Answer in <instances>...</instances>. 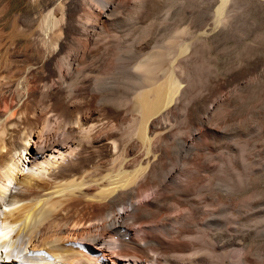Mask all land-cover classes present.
<instances>
[{
  "label": "bare ground",
  "instance_id": "1",
  "mask_svg": "<svg viewBox=\"0 0 264 264\" xmlns=\"http://www.w3.org/2000/svg\"><path fill=\"white\" fill-rule=\"evenodd\" d=\"M123 1L52 0L42 6L41 0H28L34 6L33 12L10 17L8 45L0 58V256L14 254L5 264H196V260L180 261V257L185 256L182 254L197 239L210 255L200 256L198 264H221L226 257L230 263L233 253L243 262L249 250L246 238L264 235V228L257 230L250 224L252 219L261 218L264 209H257L251 202L228 203L224 207L233 210L230 215L218 219L212 216L197 227L191 224L190 217L192 211L201 214L200 201L184 200L186 197L145 200L148 196L142 200H107L109 190L105 185L96 184L95 176H87L81 170L84 155L110 152L108 130L92 125L105 110L101 102L106 98L102 95L106 80L85 60L56 58L48 53V48L55 51L69 35H76L81 47L105 38L110 26H120ZM154 1L126 3L137 15L145 7L152 9ZM2 10L0 32L6 24ZM169 54L166 53L168 57ZM148 67V63L139 65L137 71L142 78L149 73ZM86 77L88 80L84 81ZM174 77L168 75L155 83L151 90L156 97L172 96L177 87ZM78 91H83L88 107L100 104L89 111L79 110L73 102ZM150 100L145 96L137 102L141 108V125L137 131L142 137L154 134L156 128L149 122V115L158 105ZM219 101L213 100L208 105L207 114L218 108ZM65 111L71 113L69 118L64 117ZM48 113L50 116H46ZM197 118L196 124L204 123L202 117ZM197 134V129H193L183 139L186 148L194 149L193 139ZM174 171L176 167H170L165 178L174 182ZM137 175L128 173L121 182L124 186L132 183ZM187 207L193 210H186Z\"/></svg>",
  "mask_w": 264,
  "mask_h": 264
},
{
  "label": "rangeland",
  "instance_id": "2",
  "mask_svg": "<svg viewBox=\"0 0 264 264\" xmlns=\"http://www.w3.org/2000/svg\"><path fill=\"white\" fill-rule=\"evenodd\" d=\"M51 1L41 0L42 6ZM128 1H123L125 6L121 14L124 16L119 28L110 26L107 36L99 39L102 43L97 41L81 47L77 36L69 35L64 37V45L55 51L48 48V53L56 58L68 56L70 60H85L106 80L102 95L108 99L101 102L105 110L92 125L108 130L110 152L84 155L81 170L87 176H95L96 184L105 185L109 190L107 200H142L148 196L145 200L149 197L152 200H183L186 197L184 200L200 201L201 214L191 207L186 209H192L190 221L197 227L212 216L218 219L230 215L233 210L224 207L228 203L251 202L263 210L264 0H155L152 9L145 7L137 15L127 7ZM0 8L6 21L0 32L2 58L8 45L10 17L14 14L26 16L34 11V6L28 0H0ZM139 63L150 65L149 75L140 76ZM180 66H183L182 71ZM168 75L175 76L174 95L167 96L168 99L159 94L156 97L151 88ZM83 95V91H78L73 96L79 110L89 111L100 104L88 107ZM145 96L149 100L155 96L154 101H150L158 106L149 115V122L156 127L154 134L142 137L137 131L141 125L138 103ZM213 100L221 101L214 112L207 114ZM70 114L65 111L63 115L69 118ZM197 117H202L204 123L196 124ZM193 129H197L198 134L193 139L194 149L190 150L184 146L183 139ZM169 166L176 167L174 182L165 178ZM133 172L138 175L124 186L121 180ZM172 189L176 192H171ZM260 215L261 218L250 222L257 230L264 228V210ZM246 244L249 245L246 262L233 253L230 263L226 257L221 264H264V235L248 236ZM191 246L180 261L189 258L198 264L200 256H210L198 239ZM193 251H196L194 255Z\"/></svg>",
  "mask_w": 264,
  "mask_h": 264
}]
</instances>
